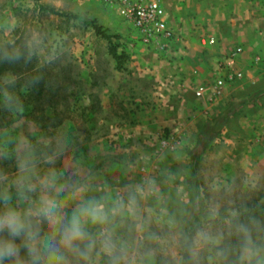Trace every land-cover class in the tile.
Returning a JSON list of instances; mask_svg holds the SVG:
<instances>
[{
    "label": "rangeland",
    "instance_id": "obj_1",
    "mask_svg": "<svg viewBox=\"0 0 264 264\" xmlns=\"http://www.w3.org/2000/svg\"><path fill=\"white\" fill-rule=\"evenodd\" d=\"M38 1L102 26L122 64L78 20L41 13L32 0H0V47L35 51L1 76L21 77L13 91L28 109L33 96L22 95L38 88L25 86L29 76L49 78L50 97L48 122L21 116L0 129V152L31 144L39 157L59 147L52 166L65 178L91 172L116 186L172 173L166 193L179 185L193 196L264 201V0H158L173 38L150 45L104 0ZM0 164L15 172L14 155Z\"/></svg>",
    "mask_w": 264,
    "mask_h": 264
},
{
    "label": "clouds",
    "instance_id": "obj_2",
    "mask_svg": "<svg viewBox=\"0 0 264 264\" xmlns=\"http://www.w3.org/2000/svg\"><path fill=\"white\" fill-rule=\"evenodd\" d=\"M34 56L31 48L0 47V62ZM54 63L50 57L38 70ZM40 78L29 76L25 86ZM20 79L0 76V107L17 116ZM35 153L31 144L0 152V160L15 159L14 173L0 167V264H264V213L245 201L193 196L179 185L166 193L161 185L172 173L116 186L95 182L91 172L65 178L52 166L59 147ZM41 163L49 167L41 171Z\"/></svg>",
    "mask_w": 264,
    "mask_h": 264
},
{
    "label": "trees",
    "instance_id": "obj_3",
    "mask_svg": "<svg viewBox=\"0 0 264 264\" xmlns=\"http://www.w3.org/2000/svg\"><path fill=\"white\" fill-rule=\"evenodd\" d=\"M35 7L40 11L41 13L50 14L59 18H64L67 21L70 20H78L82 25L90 27L94 33L99 36L100 38L107 41L109 44V53L114 58V60L117 63V66L120 67L122 64V54L117 53L115 46L112 43V39L114 38L113 35H110L106 29L102 28V26L98 25L93 20H87L79 17L78 15L72 14V13H66L59 10H56L51 7H47L41 3H39L38 0H32ZM9 65L7 62H0V76L4 72V68H6ZM49 83V78H41L40 81H38V88L37 86H34L32 88V92H29L28 95H22V96H29L32 97L33 107L32 109H28L26 104H23V113L20 116H17V114L8 112L4 110L2 107H0V129H5L11 124H13L16 120V117L24 116L28 119L37 121L38 123L48 122L49 118L47 115H45V103H47L50 100V97L48 96V93L45 91V86H47ZM53 95V94H52ZM51 102V101H50ZM50 106V105H48ZM0 167L2 165L0 164ZM255 211L257 213H264V201L260 203L259 205L254 206Z\"/></svg>",
    "mask_w": 264,
    "mask_h": 264
},
{
    "label": "built area",
    "instance_id": "obj_4",
    "mask_svg": "<svg viewBox=\"0 0 264 264\" xmlns=\"http://www.w3.org/2000/svg\"><path fill=\"white\" fill-rule=\"evenodd\" d=\"M104 1L114 5L117 12L129 21L142 43L150 45L153 42L169 41L173 38V31L168 25L167 13L158 0ZM218 84H221V81L216 83ZM203 92L204 86H200L196 94L199 96Z\"/></svg>",
    "mask_w": 264,
    "mask_h": 264
}]
</instances>
